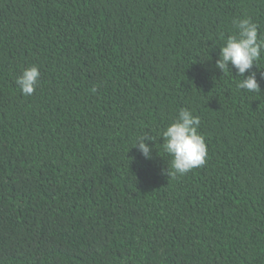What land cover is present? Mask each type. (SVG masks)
I'll return each instance as SVG.
<instances>
[{
	"label": "trees",
	"instance_id": "1",
	"mask_svg": "<svg viewBox=\"0 0 264 264\" xmlns=\"http://www.w3.org/2000/svg\"><path fill=\"white\" fill-rule=\"evenodd\" d=\"M245 18L264 36V0H0V264H264V58L261 92L215 67ZM181 108L206 163L166 175Z\"/></svg>",
	"mask_w": 264,
	"mask_h": 264
},
{
	"label": "clouds",
	"instance_id": "2",
	"mask_svg": "<svg viewBox=\"0 0 264 264\" xmlns=\"http://www.w3.org/2000/svg\"><path fill=\"white\" fill-rule=\"evenodd\" d=\"M236 32L227 37L220 47L215 67L223 74L231 65L237 76L243 77L236 87L248 92H261L257 72L251 71L257 62L264 58V36L259 34L258 26L250 18L233 21ZM245 73H249L245 77ZM264 79V72L260 73ZM16 84L25 96H31L40 82L37 66L25 68L16 78ZM200 117L187 108H181L173 123L161 133L163 150L172 157L170 165L162 172L166 175H184L206 163L207 145L199 132ZM155 138L149 132L138 135L135 147L145 160L153 159Z\"/></svg>",
	"mask_w": 264,
	"mask_h": 264
}]
</instances>
